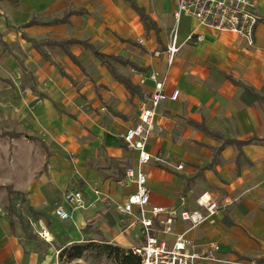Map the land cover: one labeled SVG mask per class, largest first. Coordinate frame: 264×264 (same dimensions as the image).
Instances as JSON below:
<instances>
[{
	"label": "crops",
	"instance_id": "crops-1",
	"mask_svg": "<svg viewBox=\"0 0 264 264\" xmlns=\"http://www.w3.org/2000/svg\"><path fill=\"white\" fill-rule=\"evenodd\" d=\"M176 1L134 0L156 26L146 34L124 0H0V264H56L74 243L143 244L140 226L129 227L117 207L135 191L125 170L137 153L121 136L152 88L139 76L151 71L166 74V91L179 96L159 109L147 146L161 159L143 167L150 206L194 210L202 194L232 200L194 229L178 219L174 232L218 245L227 259L264 264V0H255L252 47L183 16L190 28L168 66ZM192 30L203 40L184 44ZM73 41L127 62L112 66L135 90ZM244 89L260 100H245ZM74 190L82 208L64 200Z\"/></svg>",
	"mask_w": 264,
	"mask_h": 264
},
{
	"label": "built area",
	"instance_id": "built-area-1",
	"mask_svg": "<svg viewBox=\"0 0 264 264\" xmlns=\"http://www.w3.org/2000/svg\"><path fill=\"white\" fill-rule=\"evenodd\" d=\"M173 15L175 28L165 51L168 66L172 65L181 47L178 44V24L183 16L192 19L198 27L235 35L248 47L254 45L255 30L261 21L253 0H177ZM202 40L203 36L192 30L183 43L195 45ZM167 81L166 74L160 75L154 71L139 76V85L150 83L152 88L143 95L135 124L121 136L125 148L137 153L136 165L125 170V183L134 186L135 191L117 207V212L129 221V227L140 226L144 242L133 247L132 253L139 257L140 264H261L248 259H227L222 256L218 245L198 247L187 238L186 233L174 232L178 219L194 229L225 212L232 200L218 202L202 194L196 200L197 208L194 210L174 211L150 206V192L143 167L151 162L161 163V159L149 153L147 146L159 117V109L166 102L176 101L179 96L176 89L170 93L166 91ZM177 169H182V166ZM64 200L74 209L84 205L78 190L67 192ZM54 215L61 221L69 219L68 211L60 205H55ZM46 236L42 234L44 239H47Z\"/></svg>",
	"mask_w": 264,
	"mask_h": 264
},
{
	"label": "trees",
	"instance_id": "trees-1",
	"mask_svg": "<svg viewBox=\"0 0 264 264\" xmlns=\"http://www.w3.org/2000/svg\"><path fill=\"white\" fill-rule=\"evenodd\" d=\"M124 1L127 2L129 6L137 13L139 20L141 24L143 25L146 34L150 30L157 31L154 22L145 13L144 9L140 8L134 2V0H124ZM72 43H79L83 45L85 48L90 49L93 52L94 56L100 60L101 64L111 73V75L115 78L116 81L123 84L124 87L127 90H129L131 93L133 92V90H135L127 80H125L123 77L119 76L116 73L115 69L112 66V62H118V63H123V64L125 63L127 64V62H124L123 60L116 58L114 56L99 53L92 46L88 45L85 42L73 41ZM249 94L253 96V99L255 101L260 100V98L257 95L251 93L250 90L244 89L243 97L245 98V100H246V95H249ZM116 115L119 116L118 114ZM92 250H98L102 252L104 255L110 258H113V260L117 264H140L139 257L134 255L131 249H124L119 246L110 245L104 242L102 243H96V242L74 243L60 250L58 254V259L59 260L65 259L69 262L73 260H79V259H82L87 252L92 251Z\"/></svg>",
	"mask_w": 264,
	"mask_h": 264
},
{
	"label": "rangeland",
	"instance_id": "rangeland-1",
	"mask_svg": "<svg viewBox=\"0 0 264 264\" xmlns=\"http://www.w3.org/2000/svg\"><path fill=\"white\" fill-rule=\"evenodd\" d=\"M253 1L256 3V6H257V2L255 0H253ZM189 28H190V21L188 19L182 18L180 23L178 24V33H179L178 44H180L182 42L181 40L183 39L184 35L189 30ZM178 56H179V53L176 54L173 62H177ZM0 132H1V130H0ZM5 150L7 151V146L3 147L1 145V139H0V153H1V151L5 152ZM8 152L13 153L12 147L10 150L8 148ZM4 194L7 195L8 197L14 196V193L12 191H10V192L6 191V192H4ZM58 254L55 255L56 264H117V263H115L113 258H110V257L104 255L102 252H100L98 250L89 251L84 255V257L82 259L73 260L70 262L65 260V259L59 260Z\"/></svg>",
	"mask_w": 264,
	"mask_h": 264
}]
</instances>
